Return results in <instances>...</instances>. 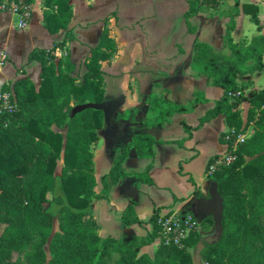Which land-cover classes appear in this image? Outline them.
Segmentation results:
<instances>
[{"label":"trees","instance_id":"trees-1","mask_svg":"<svg viewBox=\"0 0 264 264\" xmlns=\"http://www.w3.org/2000/svg\"><path fill=\"white\" fill-rule=\"evenodd\" d=\"M204 1H210L209 4L215 7L221 0ZM237 1L234 0L233 10L226 14L229 21L224 28L220 45V48H230L235 56H217L216 49L213 50L211 45L195 41L189 59L194 75L203 76L206 84L219 87L222 91L221 96L206 108L198 123L219 115L226 126L236 130L241 125V118L234 103L225 96V91L234 87L238 75L260 71L264 57V34L253 35L245 45L231 40L233 17L238 12ZM196 3L197 0L188 1V8L183 13L185 19L197 12L199 8ZM42 8L41 20L48 32H55L66 26L71 14L68 0H42ZM251 18L255 21L254 15ZM66 38L63 37L61 42L48 49H35L28 53L26 63L34 60L40 67L36 87L26 77L0 85V92H7L12 104L9 109L0 110V264H12L11 251L18 249L27 240L32 229L37 228L40 239H45L53 214V209L43 207L44 202H48L45 197L47 192L51 195V202L57 206L54 211L63 215L62 227L66 233L60 235L62 244L56 246L59 247L57 260L54 258L46 264H192L185 249L166 244H160L151 260L137 257L138 249L153 240L157 230L154 223L157 209H154L148 219L153 229L145 240H138L136 236L126 243L112 236H106L99 242L95 237L85 240L84 228L89 221V226H93L91 230L94 232L96 229L88 210L91 198H105L108 187L126 175L122 165L127 150L133 148L137 157L151 158L155 140L149 134L133 135L126 146L114 155L107 173L99 177V190L96 193L93 191L92 155L88 145L98 136L101 112L88 108L71 117L68 112L74 104L99 102L103 99L99 85L102 78L100 61L108 59L114 48L106 37V29H103L99 42L90 49L87 60L84 61V71L80 76L70 72L71 63L66 60V68L70 73L67 77H61L56 71L61 63L57 50L62 48ZM77 78L79 84L74 83ZM65 84L71 95L77 97V101L73 105L67 102L58 106L55 100ZM80 97L82 98L79 99ZM203 101L202 94L196 93L191 108ZM247 101V121L254 118L258 128L246 142L236 146L232 162L207 175V183L214 181L222 198L220 237L214 244L203 242V255L209 264L228 263L238 242L245 245L254 238L251 243L264 244V237L259 239L257 235L264 225L257 224L254 227L253 217L242 215V209L249 205L251 198L258 196L259 205H264V86L254 91ZM147 104L148 112L144 119L146 125L163 124L173 112L182 108L168 104L156 95H151ZM52 125L64 128V133L54 131ZM182 125L186 137H189L190 125ZM60 154L62 166L56 177L53 171ZM135 176L141 182H151L146 170L135 173ZM201 195L198 190L193 189L192 198ZM181 210V214L189 213L186 207ZM81 222L85 224L82 234L78 232ZM199 222L204 227L208 226V230L212 229L213 221L210 216ZM140 223L141 220L134 211V203L129 202L120 213L119 224L127 227ZM198 240L200 236L191 232L186 242L193 247ZM73 241H76L75 246H72ZM110 253L117 255L113 261L110 260ZM254 256L243 260L236 258L235 264H247ZM83 257H86V261L80 263L79 259H84ZM257 264H264V249L261 261Z\"/></svg>","mask_w":264,"mask_h":264},{"label":"crops","instance_id":"crops-1","mask_svg":"<svg viewBox=\"0 0 264 264\" xmlns=\"http://www.w3.org/2000/svg\"><path fill=\"white\" fill-rule=\"evenodd\" d=\"M187 1L68 0L70 17L66 26L55 32H48L43 26L42 0H30L31 15L23 26L17 24L15 14L0 13V85L26 77L36 87L40 67L34 60L26 63L28 53L48 49L63 37L67 38L57 50V57L61 63L69 60L70 72L77 76L84 71V59L103 29L113 44L109 58L100 61V88L103 98L122 95L124 101L116 117L118 124L111 126V133L107 137L97 133L96 140L88 145L93 174H106L114 155L133 135L149 134L155 141L151 158L137 157L133 148L127 150L122 165L126 175L108 187L105 198H91L89 211L99 235H121L125 229L131 230L132 236L137 233L136 224H119L120 213L129 202L134 203L136 216L144 222L154 209L158 213L181 211L192 198L194 188L205 194L206 175L201 178V188L193 180L195 160L206 163L220 150L219 135L226 125L219 115L198 123L206 108L220 97L221 89L206 84L203 76L194 75L189 59L195 41L211 45L216 53H223L224 49L233 52L220 45L226 20L223 8L233 5L234 0H221L216 8L201 4L197 14L185 19ZM236 7L232 32L247 27L245 18L250 16L252 20L254 15L256 34H264V0H238ZM241 38L247 41L244 36ZM253 73L260 75L258 71ZM196 93H201L204 101L191 108ZM151 95L182 108L163 124L146 125L147 100ZM120 118L125 120L121 122ZM183 123L190 125L189 137ZM143 170L151 181L144 184L154 188L156 197L141 202L137 187L140 180L135 173ZM98 187L95 185V192ZM142 213L144 218L140 217ZM143 225L149 228V224Z\"/></svg>","mask_w":264,"mask_h":264},{"label":"rangeland","instance_id":"rangeland-1","mask_svg":"<svg viewBox=\"0 0 264 264\" xmlns=\"http://www.w3.org/2000/svg\"><path fill=\"white\" fill-rule=\"evenodd\" d=\"M188 1H187V4H188ZM209 3H210V1L206 2L204 0H197L196 4L198 5V8L200 9L201 4H206V5L211 6ZM218 3L216 6H218ZM211 7H213V6H211ZM187 8H188V5H187ZM233 8H234L233 5L228 6L226 8H223L224 9V15L226 16V14H228L229 11H232ZM214 13H217V12H214ZM194 14H197V12H195ZM194 14H191L188 17H191ZM249 17L250 16H247L244 20L247 23V27L244 26L243 29L240 28V29H236L233 32H232V30L230 31V37H231V40L233 42H240L241 45H245L248 43V41L250 40V38L253 35L258 33V31L256 29V23L254 21L250 20ZM228 21H229V18L226 16V20H225L224 26H223L224 28L227 25ZM233 21H234V18H233ZM224 28H223L222 33H221V40H222ZM231 32H232V34H231ZM242 36H244L247 39V41H245L243 38H241ZM98 42H99V39H98ZM224 50L225 51L223 53L222 52L217 53V56H230V57L235 56L234 53L231 52L230 50H228V49H224ZM65 55H66V53H65ZM84 60H87V57ZM59 66H60V68H59ZM59 66L57 67L56 71H58L60 73L61 77H63L64 75L67 77L70 72L68 71V68H66L65 61L60 63ZM258 73H260L261 76L259 75L257 77L254 73L238 75L236 78L234 87L232 89L230 88V89H227L225 91V96L227 97L228 101L234 103V107L238 110L239 116L241 118V125H240L239 129L236 130L233 128L234 134L235 135H237V134L241 135V137H239V138L242 139V141L238 142L237 145L240 143L246 142L247 139H249V137L258 128L256 125V122H254V118L252 120L247 121L246 110L248 108V101L247 100L251 97L252 93L254 91H258V89H260L264 86V75H262V74H264V57H263V67L260 71H258ZM193 74H194V72H193ZM74 83L79 84V81L76 80V81H74ZM100 83H101V81H100ZM100 83H99V85H100ZM66 86H67V84L62 86L63 88L55 100L56 105H58V106H60L62 103H67V102H69L70 105H73L74 102L77 101V97L74 95H71L72 93L69 91V88H66ZM5 95L7 96V99H6V102H4V103L7 106V108H9L12 106V104H11V102H9L8 93ZM81 98L82 97H80L79 99H81ZM4 103L2 104V106L4 105ZM224 125H225V123H224ZM51 128L54 131H60V133H62V134L65 131L64 128H58L54 125H52ZM229 128H231V127L226 126L223 130H221L220 135H219L220 150L216 154H214L212 157H210L209 158L210 160H212L214 158L223 157V155H224L223 149L228 142H224L222 140L221 136L223 135V132H225ZM209 161H206V163H205V161H202V160H198V159L195 160V165H194L195 166V175H193V180L197 186L199 185L200 188H201V184H202L201 178H202L203 174L206 175V179H207L208 174L206 173V170H207V164ZM204 165H205V167H204ZM61 166H62V161H61V154H60L58 160L56 161V165H55V168L53 171V173H54L53 175H55L56 177L60 174V167ZM91 176H92L93 182H94V186H93V191H94L95 185L97 186V184H98V186L100 187L99 177L101 175L96 176L92 172ZM250 184H253V183H250ZM137 187L138 188L140 187L139 193H138V199L141 202L147 201L148 199H151V198H153V200H154V198L156 197V195H155L156 191L154 190V188L147 186L146 184H144V182L140 181L138 183ZM244 191H247V190H244ZM45 197L48 199L47 200L48 202H44V204H43L44 209H50V210L53 209L52 210L53 214L51 215V225L49 228V232L46 235L45 239L41 240L40 235L37 232L39 230L37 228H36L37 230L32 229L31 232L28 233L27 240L25 242H23V244L21 246H19L18 249H14L11 251L10 260L12 261V264H34V263H39V262L41 264H46L48 261L54 260V258H55V260H57V256H58L57 252L59 253V247H56V246L59 245L60 243L62 244V242L60 240V235L66 233V230L62 227V225H64L63 224L64 218H63L62 213H57L54 211L57 206L53 202H51L52 200H51V195L49 192H47L45 194ZM259 201H260V199L258 196H256L255 198H251L249 205H247L245 207V209H242V211H243L242 215H245V217H247V216L253 217V220H254L253 226L254 227L261 225V224L264 225V205L260 206ZM88 210H89V208H88ZM235 211H237V210H235ZM179 213L181 214V212L178 210H175V211L169 210V211L163 212V213H158L156 211L154 223L157 226V230L155 231V235L153 237V240L149 244L143 245L138 249V251H137V257L138 258H140L142 260H149V259L151 260L152 258H154V254L158 251L160 244H162L161 235L158 234V231L161 227L160 224L162 222L166 221L167 219L177 220V218L180 216ZM234 214H236V213L234 212ZM238 214H240V213L238 212ZM145 216L146 215L144 213H142L140 217L144 218ZM150 216L148 217V219L150 218ZM148 219L144 222L141 221V223L149 224V228L143 224H142V226H139L141 223L136 224L138 227H136L137 233L134 236H136L138 240H145L147 238V234L150 233L153 229L151 223L148 222ZM93 221H94V219H93ZM190 221H192V220H190ZM82 223L83 222H81L80 225L78 226V232L80 234H82V231H83L82 228H84V226H85V224H82ZM89 224H90V221L87 223V226H85V228H84V229H86V232H85L86 239L85 240L91 239V238L93 239V237H95L96 240L99 242V240H101L102 238H104L106 236H112V234H104V235L101 234V235H99L96 233V229L93 232V230H91V228H93V226H89ZM132 225H134V224H132ZM112 227H113V229H115L114 225ZM208 231H209L208 226L204 227V225L197 220V222H195L189 230L188 229L185 230V233H187V236L191 232L194 233L195 235L200 236L201 232H208ZM92 232L95 234H93ZM257 235H259V237H260L259 239H262L264 237V228L261 232L258 231ZM187 236L185 238H181L180 246H178V247H180L181 249L182 248L185 249V251H187L189 253V255L191 257L192 264H209L206 262V259L203 255V251H202L203 248L199 251V254L196 255L195 254V246L191 247L186 242ZM112 237L122 239V242L124 241L123 243H126L127 241H129V239L126 236H124L123 234H121V235L116 234V235H113ZM76 241H78V239ZM76 241H73V243ZM252 241H254V238H252ZM252 241L249 240L250 243L248 242V244H245V245H241L240 242H238L237 247L234 246V250L232 251L231 260L226 264H235L236 258L243 260L246 257L250 258L253 255H255V256L253 258L249 259L247 264H257L259 261H261L262 250L264 249V244L263 245L254 244V243H251ZM82 242H83V240H82ZM72 246H75V243ZM116 257H117V255L115 253H110V260L111 261L116 259ZM79 261H80V263L86 261V257L84 259L80 258Z\"/></svg>","mask_w":264,"mask_h":264},{"label":"water","instance_id":"water-1","mask_svg":"<svg viewBox=\"0 0 264 264\" xmlns=\"http://www.w3.org/2000/svg\"><path fill=\"white\" fill-rule=\"evenodd\" d=\"M124 97L122 95L118 97H104L99 102L86 101L83 103L74 104L68 112L71 117L76 112L83 109H95L101 112L102 115V128L98 133L102 137H107L110 134L111 126L116 124L119 120L116 117L120 114L119 108L123 104ZM121 122L125 119H121ZM118 124V123H117ZM116 124V125H117ZM118 131V129H117ZM183 207H186L187 211L198 221H201L206 216H210L213 221L212 229L208 232H202L200 240L195 244V254L198 255L199 251L203 248V242L207 244H214L218 241L221 234V215H222V198L216 189V183L211 181L206 183L205 194L200 197L190 198ZM183 210H181V213ZM123 235L129 240L133 237L132 231L125 229L122 231ZM124 242V241H123Z\"/></svg>","mask_w":264,"mask_h":264},{"label":"built area","instance_id":"built-area-1","mask_svg":"<svg viewBox=\"0 0 264 264\" xmlns=\"http://www.w3.org/2000/svg\"><path fill=\"white\" fill-rule=\"evenodd\" d=\"M31 2L30 0H0V13L15 14L18 17L17 24L23 26L29 20L31 15ZM7 92H0V110L9 109L5 105ZM4 105L2 106V104ZM241 135L234 134L233 128L227 129L221 136L224 142H228L224 147L223 157L214 158L207 164L206 173L211 175L214 171H217L225 164L232 162L235 158L234 150L238 142H241ZM177 220L167 219L162 222L158 234L161 235L162 244L173 245L175 247L180 246L181 238H185L187 233L186 229H190L197 220L192 217L191 214H180ZM192 220V221H190ZM180 248V247H178Z\"/></svg>","mask_w":264,"mask_h":264},{"label":"flooded vegetation","instance_id":"flooded-vegetation-1","mask_svg":"<svg viewBox=\"0 0 264 264\" xmlns=\"http://www.w3.org/2000/svg\"><path fill=\"white\" fill-rule=\"evenodd\" d=\"M202 233V232H201Z\"/></svg>","mask_w":264,"mask_h":264}]
</instances>
